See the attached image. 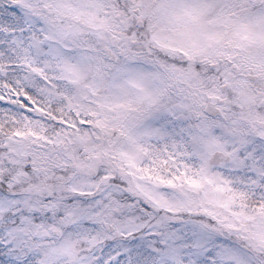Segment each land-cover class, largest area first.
<instances>
[{
    "label": "snow or ice",
    "instance_id": "snow-or-ice-1",
    "mask_svg": "<svg viewBox=\"0 0 264 264\" xmlns=\"http://www.w3.org/2000/svg\"><path fill=\"white\" fill-rule=\"evenodd\" d=\"M0 264H264V0H0Z\"/></svg>",
    "mask_w": 264,
    "mask_h": 264
}]
</instances>
